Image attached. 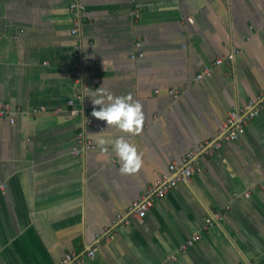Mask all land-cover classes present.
Returning a JSON list of instances; mask_svg holds the SVG:
<instances>
[{
    "label": "crops",
    "instance_id": "1",
    "mask_svg": "<svg viewBox=\"0 0 264 264\" xmlns=\"http://www.w3.org/2000/svg\"><path fill=\"white\" fill-rule=\"evenodd\" d=\"M71 2L86 9L75 35ZM97 88L141 103L139 132L91 115ZM262 97L264 0H0V100L21 110L0 119V264L92 248L82 264H264V108L221 138L229 112ZM79 133L95 148L76 156ZM119 137L141 156L133 174L119 171ZM189 151L190 179L137 220L131 204Z\"/></svg>",
    "mask_w": 264,
    "mask_h": 264
},
{
    "label": "built area",
    "instance_id": "2",
    "mask_svg": "<svg viewBox=\"0 0 264 264\" xmlns=\"http://www.w3.org/2000/svg\"><path fill=\"white\" fill-rule=\"evenodd\" d=\"M69 11L72 13V23L73 27L71 29V33L73 35L77 34L78 26L81 21L82 15L85 13V6L77 3L71 2L69 4ZM135 16L138 18V14ZM135 46L139 48L141 46V42H136ZM142 53H138L137 57H142ZM222 58H218L214 61V65H219L222 62ZM93 74V73H92ZM210 74V69L205 68L203 71L198 74L195 79L199 80L204 76H208ZM81 70L80 68H76L75 71V79L78 82L80 80ZM81 91H77L76 99L81 98ZM174 97L177 95L170 91ZM67 104L70 106V113L72 115H77L81 112V109H78L75 106V99H70L67 101ZM264 108V97L258 98L256 100H250L247 102L246 106L237 110L230 111L226 121L222 125L221 138L225 141H235L240 136L241 130L245 124L250 122L252 119L257 117L260 111ZM42 109H32L31 112L35 113ZM21 110L12 107V105L6 101L0 100V119L7 120L9 123H14L15 115ZM22 113V112H21ZM90 120L88 123L90 124ZM220 147V140L213 143V145L208 147H201L205 151L207 149V153H211L212 149H218ZM95 148V145L87 139L82 133L77 135L76 145L72 148V153L76 156H80L86 150H92ZM195 151H189L179 163L173 162L168 166V170L165 173H162L154 184L149 186L145 191V194L134 201L130 210L133 213V216L141 221L147 211L151 209L154 205V202L164 196L168 191L174 188L177 184L182 182H187L192 173L193 169L190 164V161L195 157ZM247 195V194H246ZM228 208V207H226ZM223 218L222 212H216L212 215L211 220L208 223V226H213L215 223L219 222ZM199 239V234L192 235L187 241H185L181 247L180 251H185L187 247L191 246L194 242ZM95 248L89 249L86 252L78 255L73 253L65 254L60 264H82L84 257H94L95 256ZM172 260L175 257H171ZM249 264H257L255 262H251Z\"/></svg>",
    "mask_w": 264,
    "mask_h": 264
},
{
    "label": "clouds",
    "instance_id": "3",
    "mask_svg": "<svg viewBox=\"0 0 264 264\" xmlns=\"http://www.w3.org/2000/svg\"><path fill=\"white\" fill-rule=\"evenodd\" d=\"M85 95L91 99L93 105L99 106L93 108L91 115L98 120L105 121L106 128L115 126L126 133L140 131L144 120L142 105L139 101H133L131 95L114 96L102 88L88 91ZM99 133L92 134L97 137L96 142L100 145L106 144L107 141ZM113 149L121 161L119 171L122 174H133L140 169L141 156L136 146L128 139L116 138L113 142Z\"/></svg>",
    "mask_w": 264,
    "mask_h": 264
}]
</instances>
